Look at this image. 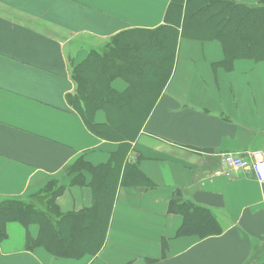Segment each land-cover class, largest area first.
<instances>
[{"label": "crops", "instance_id": "0c3cea01", "mask_svg": "<svg viewBox=\"0 0 264 264\" xmlns=\"http://www.w3.org/2000/svg\"><path fill=\"white\" fill-rule=\"evenodd\" d=\"M171 2L0 0V199H36L53 182L65 185L56 198L61 213L87 207L91 172L82 170L70 186L79 173L66 170L80 157L93 166L108 162L117 144L95 135L69 104L73 66L122 31L163 25ZM250 151L264 153V59L229 62L219 40L182 37L128 155L152 186L120 184L100 251L67 258L28 249L40 225L10 221L0 264H260L264 182L250 171L229 176L221 158ZM177 203L208 209L223 232L179 236L184 218L170 209Z\"/></svg>", "mask_w": 264, "mask_h": 264}, {"label": "trees", "instance_id": "16d2710c", "mask_svg": "<svg viewBox=\"0 0 264 264\" xmlns=\"http://www.w3.org/2000/svg\"><path fill=\"white\" fill-rule=\"evenodd\" d=\"M182 37L219 40L229 62L263 60L264 3L249 6L230 0H172L163 25L122 31L106 42L104 51L92 50L73 66L76 88L67 97L69 104L95 135L117 147L106 163L93 166L80 157L67 168L68 176L79 173L70 177V186L78 184L82 170L92 174L87 185L90 202L80 212L59 211L56 198L65 185L53 182L36 199H0V241L7 238V223L18 221L26 227L40 225L36 240L28 236V249L42 246L53 255L67 258L94 256L100 251L110 205L120 184L152 186L139 170L138 161L130 162L128 155L173 72ZM118 79L125 83L122 90L114 87ZM100 111L106 116L104 122L96 120ZM49 193L52 195L47 196ZM170 209L184 218L179 236L201 239L223 232L208 209L191 203L173 204Z\"/></svg>", "mask_w": 264, "mask_h": 264}, {"label": "built area", "instance_id": "2783aa9c", "mask_svg": "<svg viewBox=\"0 0 264 264\" xmlns=\"http://www.w3.org/2000/svg\"><path fill=\"white\" fill-rule=\"evenodd\" d=\"M221 158L229 176L233 172L250 171L258 181L264 182V153L260 151H250L242 154L223 153Z\"/></svg>", "mask_w": 264, "mask_h": 264}, {"label": "rangeland", "instance_id": "374dc122", "mask_svg": "<svg viewBox=\"0 0 264 264\" xmlns=\"http://www.w3.org/2000/svg\"><path fill=\"white\" fill-rule=\"evenodd\" d=\"M105 46H106V43H101L97 47H95L94 50L97 52H102L105 50ZM51 195H52V193H49L47 196H51Z\"/></svg>", "mask_w": 264, "mask_h": 264}]
</instances>
